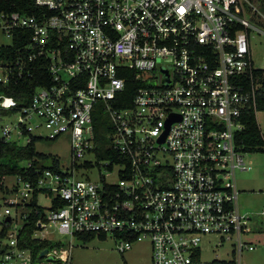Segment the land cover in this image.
<instances>
[{
  "label": "built area",
  "instance_id": "obj_1",
  "mask_svg": "<svg viewBox=\"0 0 264 264\" xmlns=\"http://www.w3.org/2000/svg\"><path fill=\"white\" fill-rule=\"evenodd\" d=\"M32 2L0 0V37L12 44L25 31L30 41L0 61V85L31 78L42 63L52 84L26 105L0 94V145L69 136L71 164L42 168L34 158L0 177V264H34L21 240L31 215L34 240L53 243L40 232L56 229L71 242L112 236L122 254L146 242L151 264H241L243 250L256 249L244 241L254 215L242 212L236 176L264 152V65L252 53L264 0ZM130 82L137 87L121 108ZM101 116L109 128L99 135ZM97 167L99 182L86 175ZM207 236L234 241L239 260H205ZM53 246L44 263L71 264L72 244Z\"/></svg>",
  "mask_w": 264,
  "mask_h": 264
},
{
  "label": "rangeland",
  "instance_id": "obj_2",
  "mask_svg": "<svg viewBox=\"0 0 264 264\" xmlns=\"http://www.w3.org/2000/svg\"><path fill=\"white\" fill-rule=\"evenodd\" d=\"M263 11L264 5L259 6ZM0 43L11 44L8 38L0 37ZM253 59L257 66L264 65V35H259L253 39L252 43ZM153 82V81H151ZM19 116H14L6 123H16ZM259 121L264 130V112L259 114ZM44 132V130H41ZM38 133V131H37ZM25 143V141H23ZM69 136H63L57 140H44L36 143L35 148L38 153L56 157L64 168L71 164ZM247 162L252 166L251 170L238 172L236 179L240 196V207L243 213L254 215L253 233L245 236L247 242L254 244L256 249L242 252L241 264H264V152L257 153L247 157ZM21 165H24L22 163ZM102 167L90 170L86 175L93 181L99 182ZM40 203L49 207L51 201L49 198H41ZM52 239V244L61 243L65 248L73 246L71 252V264H151L152 253L150 245L146 242L136 243L133 248L122 254L117 249V241L112 236L106 238L95 237L92 241L84 243L76 239L71 242L70 239H64L56 229H50L48 233L40 232V237ZM219 238L207 236L202 242L204 250L203 258L207 261L217 260H239L238 247L234 241H224L219 245Z\"/></svg>",
  "mask_w": 264,
  "mask_h": 264
},
{
  "label": "trees",
  "instance_id": "obj_3",
  "mask_svg": "<svg viewBox=\"0 0 264 264\" xmlns=\"http://www.w3.org/2000/svg\"><path fill=\"white\" fill-rule=\"evenodd\" d=\"M27 1V0H26ZM30 4H33V2ZM19 9H22L19 7ZM33 10V7H32ZM29 33L25 31H19L16 33L13 43L11 45H0V61L2 60H16L18 51L24 46L29 44ZM39 64L36 63V66ZM259 78H263L264 83V73L263 71L258 73ZM262 80V79H261ZM52 84V78L47 70L45 63H42V66L37 68L33 72L31 78H25L18 82L17 84H11L9 87L5 88L0 85V94L5 93L7 95L15 97L20 104L26 105L31 100L35 90L40 86H48ZM137 87V84L130 82L128 84L127 93L121 96L120 102L117 103V106L123 108L128 107L133 98V91ZM123 99V100H122ZM108 119L105 116L97 117L95 119V127L97 134L101 135L103 129L109 128L107 126ZM106 124V125H105ZM242 138H246L244 135ZM248 138V137H247ZM257 126L255 119L252 117L249 120V141L250 144H253V149H257L259 142ZM38 158L44 162L42 168H57L59 166V160L56 157L49 156L43 153H38L35 148V143H31L25 148H20L15 144H2L0 145V177L8 174L14 175L22 173L23 171L19 168V163L22 161L32 160ZM61 203H57L56 207H60ZM37 218L34 215H31L29 221L22 231V246L25 248L32 249L34 256V264H45L41 258V254L45 250H51L54 246L49 241L33 239V234L37 229L36 225ZM95 236H83L80 238L84 243L92 241ZM104 239V237H102ZM52 264H61L60 262H54ZM235 264V263H233Z\"/></svg>",
  "mask_w": 264,
  "mask_h": 264
},
{
  "label": "water",
  "instance_id": "obj_4",
  "mask_svg": "<svg viewBox=\"0 0 264 264\" xmlns=\"http://www.w3.org/2000/svg\"><path fill=\"white\" fill-rule=\"evenodd\" d=\"M47 253H48V250L43 251L41 254V258H44Z\"/></svg>",
  "mask_w": 264,
  "mask_h": 264
},
{
  "label": "crops",
  "instance_id": "obj_5",
  "mask_svg": "<svg viewBox=\"0 0 264 264\" xmlns=\"http://www.w3.org/2000/svg\"><path fill=\"white\" fill-rule=\"evenodd\" d=\"M254 245V244H253Z\"/></svg>",
  "mask_w": 264,
  "mask_h": 264
}]
</instances>
